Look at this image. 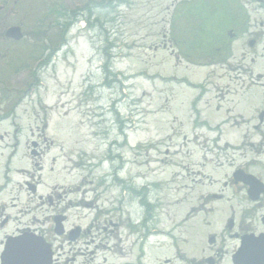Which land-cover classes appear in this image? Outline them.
<instances>
[{
    "label": "rangeland",
    "instance_id": "obj_1",
    "mask_svg": "<svg viewBox=\"0 0 264 264\" xmlns=\"http://www.w3.org/2000/svg\"><path fill=\"white\" fill-rule=\"evenodd\" d=\"M173 5L174 0L21 2L26 37L19 57L35 63L49 58L50 65L38 79L0 84L21 93L33 89L19 101L15 128L0 126L7 135L0 156V188L6 190L0 191V201L14 190L15 220L6 232L16 226L46 234L58 252L56 264H119L142 252L150 264L173 255V176L187 150L199 159L204 147L200 142L181 147L180 137L193 134L195 115L194 91L186 86L206 72L202 64L177 57L187 41L197 49L201 42L187 38L179 25L186 16L170 15ZM172 36L185 43L178 48ZM11 137L18 146L9 145ZM25 183L37 184L51 207L30 201ZM144 194L148 203H158L145 230ZM185 212L186 205H180L179 215ZM56 215L65 216L67 235L80 229V238L69 242L67 235L54 236ZM152 230L156 236L145 242L143 232Z\"/></svg>",
    "mask_w": 264,
    "mask_h": 264
},
{
    "label": "flooded vegetation",
    "instance_id": "obj_2",
    "mask_svg": "<svg viewBox=\"0 0 264 264\" xmlns=\"http://www.w3.org/2000/svg\"><path fill=\"white\" fill-rule=\"evenodd\" d=\"M21 2L0 0V84L15 78L38 79V74L50 65L49 58L35 63L29 56L19 57V45L26 37L20 21V16L25 15L20 12ZM174 2L170 15L172 11L174 16L176 13L183 19L186 16V22L179 25L187 38L201 42L199 49L187 41L186 50H179L185 42L172 36L171 41L178 47L177 57L190 64H202L206 71L201 79L188 81L186 86L194 91L190 107L195 115L193 134L180 137L181 147L199 142L204 147L199 159H192L187 150L185 161L178 165L180 170L173 176L176 186L170 233L173 255L150 264H264V92L260 91L264 88V0ZM11 28H18L23 38L19 41L8 38L6 34ZM60 48V44L53 48L52 57L57 56ZM254 66H260V71L255 72ZM29 89L21 93L19 89L0 87V126L8 124L15 128V111L19 101L33 90ZM5 137L0 133V156L5 152L2 149ZM14 144L18 146V141L11 137L9 145ZM14 151L11 146L12 156ZM210 154L213 158H208ZM23 187L30 201L35 199L39 207L44 204L51 207V199L38 193L37 184L25 183ZM13 195L11 190L8 199L0 201V264L7 242L20 237L42 239L50 249L51 264H56L59 255L46 234L16 226L6 232L13 228L15 220ZM147 199L144 194L143 230L147 221H153L151 213L158 206ZM182 204L186 205L184 216L179 215ZM65 220V216H53L54 236L67 235ZM56 221H60L59 231ZM76 230L75 238L74 231L68 233L69 242L82 235L80 229ZM156 234L155 230L143 232V239L146 242ZM120 260L119 264H148L143 252L133 262Z\"/></svg>",
    "mask_w": 264,
    "mask_h": 264
},
{
    "label": "water",
    "instance_id": "obj_3",
    "mask_svg": "<svg viewBox=\"0 0 264 264\" xmlns=\"http://www.w3.org/2000/svg\"><path fill=\"white\" fill-rule=\"evenodd\" d=\"M7 37L19 41L23 38L18 28H11ZM56 221V231L60 230ZM75 238L78 230L73 232ZM51 253L42 239L20 237L7 242L6 252L1 256V264H51Z\"/></svg>",
    "mask_w": 264,
    "mask_h": 264
},
{
    "label": "trees",
    "instance_id": "obj_4",
    "mask_svg": "<svg viewBox=\"0 0 264 264\" xmlns=\"http://www.w3.org/2000/svg\"><path fill=\"white\" fill-rule=\"evenodd\" d=\"M61 16L60 17H62V16H64L65 14H60ZM68 16V15H67Z\"/></svg>",
    "mask_w": 264,
    "mask_h": 264
}]
</instances>
